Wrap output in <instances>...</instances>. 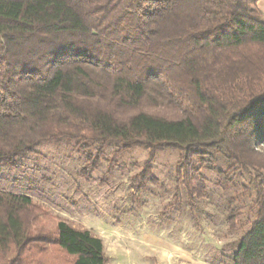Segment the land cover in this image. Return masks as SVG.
<instances>
[{
	"label": "trees",
	"instance_id": "obj_1",
	"mask_svg": "<svg viewBox=\"0 0 264 264\" xmlns=\"http://www.w3.org/2000/svg\"><path fill=\"white\" fill-rule=\"evenodd\" d=\"M259 0H0V166L42 142L179 153L176 184L215 171L233 230L216 264H264V19ZM95 150L92 156L89 152ZM153 179V178H152ZM154 180V179H153ZM236 202V204H235ZM103 240L0 190V264H108Z\"/></svg>",
	"mask_w": 264,
	"mask_h": 264
},
{
	"label": "rangeland",
	"instance_id": "obj_2",
	"mask_svg": "<svg viewBox=\"0 0 264 264\" xmlns=\"http://www.w3.org/2000/svg\"><path fill=\"white\" fill-rule=\"evenodd\" d=\"M114 153L105 150L84 173L88 154L73 142H42L15 165L1 164L0 190L26 194L51 215L90 229L103 240L108 264H216L219 247L248 229L252 218L242 201L235 229L226 222L228 197L241 192V178L225 190L215 171L202 168L204 181L196 180L202 196L190 203L175 181L176 151H157L150 177L140 185L134 177L150 152L136 147Z\"/></svg>",
	"mask_w": 264,
	"mask_h": 264
},
{
	"label": "crops",
	"instance_id": "obj_3",
	"mask_svg": "<svg viewBox=\"0 0 264 264\" xmlns=\"http://www.w3.org/2000/svg\"><path fill=\"white\" fill-rule=\"evenodd\" d=\"M257 8L259 9V11L261 12L262 14V17L264 19V0H259L257 2ZM109 258V257H108Z\"/></svg>",
	"mask_w": 264,
	"mask_h": 264
}]
</instances>
